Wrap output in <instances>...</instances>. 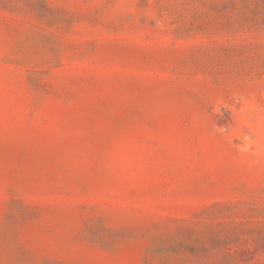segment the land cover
Instances as JSON below:
<instances>
[{"label":"rangeland","instance_id":"374dc122","mask_svg":"<svg viewBox=\"0 0 264 264\" xmlns=\"http://www.w3.org/2000/svg\"><path fill=\"white\" fill-rule=\"evenodd\" d=\"M0 264H264V0H0Z\"/></svg>","mask_w":264,"mask_h":264}]
</instances>
